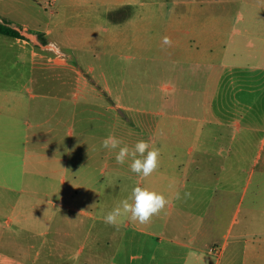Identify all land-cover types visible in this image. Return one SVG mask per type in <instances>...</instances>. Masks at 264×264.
Returning <instances> with one entry per match:
<instances>
[{"label":"crops","instance_id":"1","mask_svg":"<svg viewBox=\"0 0 264 264\" xmlns=\"http://www.w3.org/2000/svg\"><path fill=\"white\" fill-rule=\"evenodd\" d=\"M49 2L0 0V21L21 33H0V67L10 63L0 68L6 141L23 124L21 166L9 159L0 168V223L12 228L0 230V264H264V235L227 239L222 220L245 160L264 173V58L240 59L230 43L234 30L264 29L234 21L243 7L264 18V0H52L47 18ZM97 46L107 55L100 83L75 63ZM109 133L129 146L154 143L158 169L142 177L130 161L117 164L100 147ZM109 182L129 193L149 186L181 213L161 211L147 224L124 217L117 230L92 213ZM47 204L77 214L56 218ZM194 207L204 210H186ZM38 208L43 218L31 214ZM38 221H57V231L37 230Z\"/></svg>","mask_w":264,"mask_h":264},{"label":"rangeland","instance_id":"2","mask_svg":"<svg viewBox=\"0 0 264 264\" xmlns=\"http://www.w3.org/2000/svg\"><path fill=\"white\" fill-rule=\"evenodd\" d=\"M50 5V6H48ZM53 5L47 3V9H46V16L47 18L50 17L51 15L49 14V10L52 9ZM236 8H239L236 6ZM241 14L238 16L234 17V21L236 23L237 27H251V25H254V28L256 29L257 26H261L262 23H264V18L260 12V10L257 11L256 14H249L244 11V7L240 12ZM235 15V14H233ZM232 15V16H233ZM233 20V19H232ZM249 29V28H248ZM251 30V29H250ZM232 45L234 46V49L239 50L240 54V59L243 60H248L251 61L252 59H262L264 58V29L260 30H253V31H246V30H234L231 34ZM54 49V48H53ZM104 51L101 47L97 46L94 48L93 52L90 53V55L87 54V59L89 61L86 62H75L74 58H71L75 63L76 66L79 69H82L83 71H87L89 76L95 79V81H99L100 83V77H101V72H102V63L104 58L107 55H104ZM238 53V52H237ZM48 55L54 56V53L52 51L47 52ZM27 57H29V54H27ZM68 59V58H67ZM123 60V59H122ZM121 60V61H122ZM29 61V60H28ZM45 62V60H42ZM52 64L51 67L44 63L46 69L45 71L49 72L48 70H53L52 69ZM2 65V64H0ZM10 63H6L4 66L0 67L5 69L7 66H9ZM19 66L18 63H15L13 65V71L15 72L17 67ZM49 67V68H48ZM87 67H90L87 70ZM29 68V63H24L22 65V70L24 74H27ZM38 71L42 70V68L37 67ZM161 73H158V83L159 85H167L169 83V80L166 78V73L163 75H160ZM25 79H20V83L24 81ZM37 81V79H36ZM20 83L15 82V86H20ZM30 85H33L34 91H36V85L37 83H30ZM165 93L169 92L167 89L163 90ZM0 168H4L5 165H7V160L10 159L12 163L15 166H21L22 162V155H17V152L21 154V147H22V131L21 128L23 127V124H19L18 127L20 130L11 133L14 135L16 138L15 143H10L9 141H6V137L10 134L8 131L9 128L6 126V122H4V118L0 119ZM260 136L258 134L253 135V140L250 143V150L254 153L259 146V139ZM239 139V137H238ZM238 149H240V146L238 144L236 145ZM14 151L15 154L12 156L10 154L7 157V151ZM245 168L242 172V174H239L236 176V181L233 186L234 192H232V198H231V203L230 206H228V209H223L222 210L225 212L222 214V220L225 222V227L228 232L227 239H231L234 234L236 233H242L243 237H253V236H261L264 235V173L261 172L260 170V164L258 166L252 167V162L248 161L244 162ZM102 167V166H101ZM7 176L5 175H0V180L6 179ZM100 177L104 178L105 180L110 177V172L107 170L104 173H100ZM116 185L113 184V182L109 183H104L102 190L100 192V198H99V203L100 205L92 210V213L94 214H106L107 211L111 210L114 207V204H116V200L120 199V201L125 198H127L130 193L128 191L124 190H119ZM218 193L221 194L219 191ZM119 196V197H118ZM49 204H47L48 206ZM213 207L210 208V212L213 210ZM47 209L50 213H55V217L57 218V215H59L61 210L63 213H72V214H77V212H72L68 211L65 209H61L59 205H55L52 207L49 205L47 208H44V211ZM87 209V208H84ZM179 210V213H181L180 208H171L167 209L165 208L163 211L165 212H171V214H175ZM187 211L190 212V214H198L202 213L204 208L203 207H194L190 208V210L186 209ZM188 213V212H187ZM32 215H38L40 218H43L44 215H39V214H45L43 211L38 208L36 209V212H31ZM234 218L235 220L232 222L230 226H228V223L230 219ZM3 218H1V221ZM43 221H38L35 225V228L37 230H42L45 227L47 228L49 225V228L51 230L57 231V221L56 222H51L48 225L46 222L42 223ZM224 225V224H223ZM0 230H12L10 226H5L3 222L0 223ZM37 242L38 239H32L31 236V241Z\"/></svg>","mask_w":264,"mask_h":264},{"label":"clouds","instance_id":"3","mask_svg":"<svg viewBox=\"0 0 264 264\" xmlns=\"http://www.w3.org/2000/svg\"><path fill=\"white\" fill-rule=\"evenodd\" d=\"M171 39L167 36L163 38V44L171 45ZM102 149L116 152L117 164L123 165L130 161L129 168L132 173L142 177L151 176L159 167L160 149L154 143L144 139H139L134 145L129 146L115 134L109 133L101 140ZM75 187V186H73ZM185 198H190V192H184ZM177 199H181L177 193ZM169 203L166 196L146 185H135L130 195L122 199L111 210L107 211L103 217L104 223L116 228L122 226L123 218L127 217L132 222L147 224L152 217L160 214Z\"/></svg>","mask_w":264,"mask_h":264},{"label":"trees","instance_id":"4","mask_svg":"<svg viewBox=\"0 0 264 264\" xmlns=\"http://www.w3.org/2000/svg\"><path fill=\"white\" fill-rule=\"evenodd\" d=\"M0 33L10 35V36H19L21 35L20 30L14 26L7 24L3 21H0Z\"/></svg>","mask_w":264,"mask_h":264},{"label":"water","instance_id":"5","mask_svg":"<svg viewBox=\"0 0 264 264\" xmlns=\"http://www.w3.org/2000/svg\"><path fill=\"white\" fill-rule=\"evenodd\" d=\"M23 34H25L26 36L31 37V33L27 32V31H24Z\"/></svg>","mask_w":264,"mask_h":264},{"label":"built area","instance_id":"6","mask_svg":"<svg viewBox=\"0 0 264 264\" xmlns=\"http://www.w3.org/2000/svg\"><path fill=\"white\" fill-rule=\"evenodd\" d=\"M50 2L52 1V0H49ZM51 47H53V46H51ZM212 250L214 249V250H216V248H211Z\"/></svg>","mask_w":264,"mask_h":264},{"label":"bare ground","instance_id":"7","mask_svg":"<svg viewBox=\"0 0 264 264\" xmlns=\"http://www.w3.org/2000/svg\"><path fill=\"white\" fill-rule=\"evenodd\" d=\"M49 1V0H48ZM54 5V4H53ZM48 6H50V5H48ZM29 32H31V31H29ZM32 33V32H31ZM31 40V39H30ZM56 50V49H55Z\"/></svg>","mask_w":264,"mask_h":264}]
</instances>
